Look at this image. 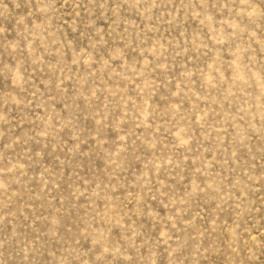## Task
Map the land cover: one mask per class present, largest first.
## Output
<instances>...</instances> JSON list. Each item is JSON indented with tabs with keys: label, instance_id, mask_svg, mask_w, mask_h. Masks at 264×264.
<instances>
[{
	"label": "rangeland",
	"instance_id": "374dc122",
	"mask_svg": "<svg viewBox=\"0 0 264 264\" xmlns=\"http://www.w3.org/2000/svg\"><path fill=\"white\" fill-rule=\"evenodd\" d=\"M0 264H264V0H0Z\"/></svg>",
	"mask_w": 264,
	"mask_h": 264
}]
</instances>
